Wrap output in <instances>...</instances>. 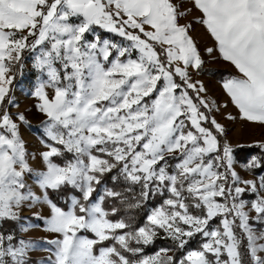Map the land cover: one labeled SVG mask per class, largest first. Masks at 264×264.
Returning a JSON list of instances; mask_svg holds the SVG:
<instances>
[{"label":"snow or ice","instance_id":"obj_1","mask_svg":"<svg viewBox=\"0 0 264 264\" xmlns=\"http://www.w3.org/2000/svg\"><path fill=\"white\" fill-rule=\"evenodd\" d=\"M190 3L0 0V227L47 205L35 264H264V141L237 159L193 79L205 60L187 19L195 9L207 54L238 71L222 88L240 118L264 125V0ZM25 54L46 117L36 151L8 110ZM158 240L170 244L146 255ZM38 247L0 231V264H33Z\"/></svg>","mask_w":264,"mask_h":264},{"label":"rangeland","instance_id":"obj_2","mask_svg":"<svg viewBox=\"0 0 264 264\" xmlns=\"http://www.w3.org/2000/svg\"><path fill=\"white\" fill-rule=\"evenodd\" d=\"M177 2H180V0H177ZM183 2L185 8L191 7L190 0H183ZM198 15L199 13L193 9L187 17L188 21L193 24L194 31L192 32V35L199 43L203 59L205 60L203 70L198 74H194L193 79L200 80L204 84L207 89V98L214 100L220 107V111L215 112L214 115L218 122L224 126V138L233 146L234 150L239 147L252 146L258 142L264 141V125L241 119L239 116V110L230 102L229 97L224 92L222 88L223 81L230 76H238L239 73L234 66L218 58V54L215 57L207 54L206 48L211 47L213 41L204 27L196 22L195 18ZM37 75L38 73L33 68L32 57L29 54H25L23 68L16 73L12 86L14 106H9L8 108L13 114L23 113L28 121L27 124L21 125V134L29 151H36L43 147L41 144L42 124L46 119V117L35 107L37 101L32 95L37 84ZM48 91L50 92L51 90L49 89ZM225 105H227V107H225ZM229 114L236 118L232 120L227 119ZM236 157L241 163H244V161H242L237 155ZM250 158H248V160ZM31 163L34 169H42V163L38 159L32 160ZM237 168L242 176L248 179L252 178L253 173L243 170L239 165ZM66 199L67 198H61L64 203ZM49 211L47 205L44 204H37L30 208L25 207L20 212V221H5L3 222V226L0 227V231L5 233L15 231L18 236L37 241L40 244V247L29 253L33 264L37 261L43 260L49 255L48 252L42 250V248L48 247V245H44L41 242L45 239H51L53 234L44 230L43 220L35 219L36 215L47 217ZM27 223L38 226L29 227L26 232L21 231V225ZM257 227L260 228L261 226L258 225ZM155 252L156 251L151 253L145 252V254L153 255Z\"/></svg>","mask_w":264,"mask_h":264},{"label":"trees","instance_id":"obj_3","mask_svg":"<svg viewBox=\"0 0 264 264\" xmlns=\"http://www.w3.org/2000/svg\"><path fill=\"white\" fill-rule=\"evenodd\" d=\"M235 154L244 162L248 161V158L252 157V156H256L260 154V149L254 146H243V147H239L235 150ZM256 174H261L260 170H257ZM53 199L56 200V202L58 204H60V206L65 207V203L61 200L60 197H55L53 196ZM142 215V214H141ZM170 244L169 241L166 240H158L154 245L149 246L148 248H146L145 252H154L159 250L160 248L163 247H168ZM192 247H196L198 246L196 241L194 240L191 244Z\"/></svg>","mask_w":264,"mask_h":264}]
</instances>
